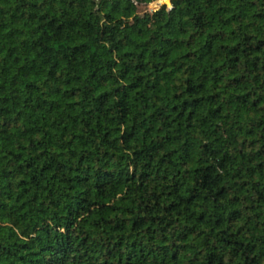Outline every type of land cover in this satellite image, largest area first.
Returning <instances> with one entry per match:
<instances>
[{"label": "trees", "instance_id": "1", "mask_svg": "<svg viewBox=\"0 0 264 264\" xmlns=\"http://www.w3.org/2000/svg\"><path fill=\"white\" fill-rule=\"evenodd\" d=\"M0 264H264V0H0Z\"/></svg>", "mask_w": 264, "mask_h": 264}, {"label": "snow or ice", "instance_id": "2", "mask_svg": "<svg viewBox=\"0 0 264 264\" xmlns=\"http://www.w3.org/2000/svg\"><path fill=\"white\" fill-rule=\"evenodd\" d=\"M163 2H165V3H166V2H167V0H163Z\"/></svg>", "mask_w": 264, "mask_h": 264}, {"label": "rangeland", "instance_id": "3", "mask_svg": "<svg viewBox=\"0 0 264 264\" xmlns=\"http://www.w3.org/2000/svg\"><path fill=\"white\" fill-rule=\"evenodd\" d=\"M136 6H137V4H136ZM156 9H158V8H156ZM155 10V9H154ZM150 11H153V10H150Z\"/></svg>", "mask_w": 264, "mask_h": 264}, {"label": "water", "instance_id": "4", "mask_svg": "<svg viewBox=\"0 0 264 264\" xmlns=\"http://www.w3.org/2000/svg\"><path fill=\"white\" fill-rule=\"evenodd\" d=\"M170 8V7H169Z\"/></svg>", "mask_w": 264, "mask_h": 264}]
</instances>
